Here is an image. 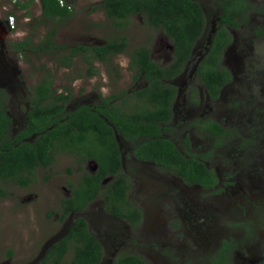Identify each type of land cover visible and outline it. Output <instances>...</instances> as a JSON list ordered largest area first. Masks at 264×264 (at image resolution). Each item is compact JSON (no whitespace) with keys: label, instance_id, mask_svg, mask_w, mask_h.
Masks as SVG:
<instances>
[{"label":"flooded vegetation","instance_id":"flooded-vegetation-1","mask_svg":"<svg viewBox=\"0 0 264 264\" xmlns=\"http://www.w3.org/2000/svg\"><path fill=\"white\" fill-rule=\"evenodd\" d=\"M60 1V5H66L65 0ZM197 1L204 16L202 31L181 70L171 78H160L163 89L171 91L167 102L169 117L164 122L143 118L159 125V135L121 132L112 121L153 106L136 94L148 84L143 72L135 78L136 69L129 67L130 56L128 69L134 83L126 89H115L105 95L99 87L103 84L98 83L97 91L78 103L70 104V98L64 103L59 101L65 112L80 106L97 111L98 118L110 129L85 132L87 138L93 133L97 153L86 140L73 142L77 149L57 152L72 156L70 160L79 173L72 185L61 187L60 207L63 202L72 201L79 190L86 197L85 209L69 212L61 222L62 236L76 217H83L101 247L98 264H112L122 253L136 256L146 264H264V69L258 67L254 52L255 43L264 39V0H210L204 5L206 0ZM69 2L71 16L56 20L58 24L71 20L73 0ZM99 8L106 17L100 4ZM134 16L142 17L134 13L129 22ZM85 21L91 36L64 46L92 47L106 43L108 38L93 40L92 25L86 18ZM144 22L161 37L156 38L153 46L147 43L132 48L129 55L135 48L146 47L150 60L170 72V64L176 60L174 45L161 30ZM0 23L3 24V19ZM110 28L124 29L111 25ZM127 45L126 38L123 52L103 60L94 56L92 73H88L89 63L81 53L75 56L85 65L82 78L91 80L99 76V64L113 63L116 55L126 52ZM214 51H218L217 67H222L225 77L219 84L208 87L200 73L207 66L201 65ZM72 66L73 62L70 67H62ZM51 89L54 95L68 93L55 92L52 86ZM14 92L17 96L5 100L4 107L11 120V138L15 140L24 128L32 94L25 100L24 91ZM91 99L98 102L95 104ZM107 99L111 117L101 112ZM34 138L33 134L22 136L19 142H31ZM153 139L173 146L182 158L165 155L162 162L158 161V152L155 154L148 145ZM111 149L117 154V166L106 163L102 169L105 154ZM183 159L201 162L205 174L194 169L187 178L183 174ZM85 175L88 177L82 180ZM96 179L93 189L91 185ZM9 182L8 178L0 179L1 185ZM234 228L239 232L232 234Z\"/></svg>","mask_w":264,"mask_h":264},{"label":"trees","instance_id":"trees-1","mask_svg":"<svg viewBox=\"0 0 264 264\" xmlns=\"http://www.w3.org/2000/svg\"><path fill=\"white\" fill-rule=\"evenodd\" d=\"M65 0L66 5H60V0H39L40 17L39 21L45 24L47 20H64L71 16L67 5L71 2ZM30 0L22 2L16 0L15 9H25L28 7ZM100 7L104 9L107 21L113 28H124L134 13L141 14L146 23L155 29L161 30L174 45V62L170 64L172 69L167 72V67L160 68L149 58V49L146 47L135 48L130 56L129 67L136 69L135 78L143 72L144 79L148 84L147 88L137 92L147 101L153 103L152 107H145L137 110L132 115H123L118 120L112 121L119 127L120 131H130L137 133L146 131L150 135H159L160 127L154 122H145L148 120L166 121L169 117L168 98L171 95L169 88L163 89L160 81L161 77L171 78L181 70L182 64L188 58L189 52L195 39L200 35L203 25L204 16L201 6L197 0H100ZM9 11L8 13H12ZM29 14V11L26 12ZM56 27L49 29L44 38L39 43L31 42V37L27 36L19 41L11 42L13 52L25 55L30 52L33 55L44 53L53 56L56 62L64 67H70L73 58L81 53L83 59L88 61V73H92V58L98 57L106 59L112 54L123 52L126 48V37L121 35L118 38H108L106 43L101 46H83L76 44L74 47L57 45L53 36ZM67 49L68 52H63ZM220 50V49H218ZM217 52H212L211 56L201 66L205 71L200 72L203 81L208 87L215 83L223 81L225 72L222 67H217ZM55 53V55H54ZM172 65V66H171ZM204 70V69H203ZM53 85V75L49 71L41 81L34 85L32 96L29 97L30 107L26 113L24 128L20 131L19 136L14 140L11 138L9 130L10 118L6 115L4 102L8 96L0 87V179L8 178L17 184L26 185L31 181L32 171L37 167H50L54 160L55 154L60 151H68V146L73 142H82L86 140L85 132L98 131L109 132L107 125L98 118L97 111L80 106L73 111L65 112L64 104L70 98V93L61 92L53 94L51 86ZM105 100V108L102 113L111 117L112 109H109ZM35 135L31 142H19L22 136ZM158 137V136H157ZM163 141V140H162ZM151 149L156 155V159L162 162V158L168 155L170 158H182L179 152L169 144H162L161 140H151L148 142ZM76 148V147H75ZM113 149V148H112ZM107 151L105 154V163L109 166L116 167L117 154L114 150ZM165 156V157H166ZM185 160L183 174L188 178L194 169L200 174H205L204 165L193 159ZM102 162V160H101ZM112 172H115L113 169ZM85 175L82 177L85 179ZM97 179L91 185L96 188ZM90 187V186H89ZM2 189L0 188V194ZM90 199V196H88ZM86 197L79 190L72 201H67L60 207L59 221L71 211L81 212L85 209ZM109 212H113L107 207ZM101 247L96 237L89 231L86 220L83 217H76L69 227L68 232L59 240L54 242L47 250L39 264H98L101 258ZM10 254V252H9ZM67 257V258H66ZM112 264H146L136 256L130 254H118Z\"/></svg>","mask_w":264,"mask_h":264},{"label":"rangeland","instance_id":"rangeland-1","mask_svg":"<svg viewBox=\"0 0 264 264\" xmlns=\"http://www.w3.org/2000/svg\"><path fill=\"white\" fill-rule=\"evenodd\" d=\"M207 1L210 0L202 4ZM14 7L9 0H0V16L3 18L8 11H13L17 21L13 31L7 30L0 23V86L2 85L8 100L17 96V92H14L16 90L20 94L24 91L26 100L27 95L32 94L34 85L41 81L47 71L53 75L52 88L55 92L70 93V104L80 102L81 98L90 96L99 87L105 95L115 89H126L134 83L128 69L130 50L147 43L153 46L156 38L161 37L159 32L147 27L144 19L139 16L131 17L124 29L112 30L99 8V0H73L74 14L71 20L60 24L54 20H47L45 24L39 21V0H30L25 9ZM85 18L92 25L90 27L94 31L93 40L125 35L128 42L126 52L116 55L110 65L99 64L100 74L91 80L82 78L85 65L79 57L74 58L71 68H64L50 55H33L30 52L25 55L17 54L8 44L9 41H19L27 36L31 37V42L39 43L52 27H56V43H78L91 36L86 29ZM254 52L258 67L264 69V39L255 43ZM98 83L103 85L98 87ZM88 84L91 86L88 87ZM91 102L96 104L98 101L94 99ZM93 136L90 133L86 141L91 150L97 153L98 147ZM71 148L72 145L68 146V149ZM71 157L56 153L54 163L50 167L35 168L32 171L33 178L26 185L11 181L5 185L0 184L4 190L0 194V264H31L45 244L63 230L59 221V201L63 196L61 187L72 185L79 175L75 163L70 160ZM237 232L239 229L234 228L232 234Z\"/></svg>","mask_w":264,"mask_h":264},{"label":"water","instance_id":"water-1","mask_svg":"<svg viewBox=\"0 0 264 264\" xmlns=\"http://www.w3.org/2000/svg\"><path fill=\"white\" fill-rule=\"evenodd\" d=\"M68 231V229L66 230V232ZM62 232H60L57 236L53 237L52 239H50L47 244H45L44 248L42 249V251L39 253L38 257L36 259L33 260V262L31 264H39L40 261L43 259L44 255L46 254L47 250L50 248V246L56 242L60 236H62Z\"/></svg>","mask_w":264,"mask_h":264},{"label":"built area","instance_id":"built-area-1","mask_svg":"<svg viewBox=\"0 0 264 264\" xmlns=\"http://www.w3.org/2000/svg\"><path fill=\"white\" fill-rule=\"evenodd\" d=\"M11 4H13L16 0H9ZM61 2V1H60ZM5 8V6H2ZM2 17L0 16V19ZM16 17L14 14H8L5 18H4V22L3 24L5 25L6 29L9 31H13L16 27Z\"/></svg>","mask_w":264,"mask_h":264},{"label":"clouds","instance_id":"clouds-1","mask_svg":"<svg viewBox=\"0 0 264 264\" xmlns=\"http://www.w3.org/2000/svg\"><path fill=\"white\" fill-rule=\"evenodd\" d=\"M14 3H15V2H14ZM14 3H13V4H14ZM8 12H9V11H8ZM8 12L5 14V16H4L3 18H1V19H3V22H4V18H5L8 14H15V12H12V13H8Z\"/></svg>","mask_w":264,"mask_h":264}]
</instances>
